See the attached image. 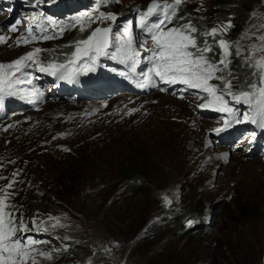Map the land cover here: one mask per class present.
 Instances as JSON below:
<instances>
[{
    "label": "rangeland",
    "instance_id": "obj_1",
    "mask_svg": "<svg viewBox=\"0 0 264 264\" xmlns=\"http://www.w3.org/2000/svg\"><path fill=\"white\" fill-rule=\"evenodd\" d=\"M216 1L187 0L182 7L188 11L190 8L195 11L201 9L197 14L203 16L206 29H210L222 23L220 12L215 6ZM150 3L151 0H108L107 3L99 4L98 0H89L86 7L88 12L79 17L87 13L95 15L99 9L103 13L115 14L116 21L104 24L85 22L84 32H80L76 25L74 32L69 36L73 35L76 41L89 35L97 26L110 25L113 28L115 44V37L122 36L125 30L131 29L141 53L137 60L146 70L148 53L145 49L151 46V42L147 40L145 48H139V44L146 39L138 31L134 17L145 11ZM262 15L264 2L250 14L245 32L253 25L264 23ZM177 21L178 19L174 20L173 24ZM252 30L259 34L258 27ZM24 33V29L18 28V31L8 34L0 25V35L10 37L7 43L0 44V63L14 61L35 48L44 47L45 51L39 56L42 61L51 58L60 61L64 57L61 53H70L73 50L62 45L65 34L42 46L22 43L17 46L15 40ZM252 42L245 40L242 43L247 45ZM212 55L209 53V56ZM232 61L238 65L243 64L235 57ZM235 71L239 79L234 81V86L238 91L251 76L250 71L243 67ZM141 73L144 75V71ZM211 83L219 84L215 80ZM49 89L50 86L46 91V100L38 109L26 112L18 118L0 120V142H7L17 149L15 154L11 155L10 152L7 156H0V176L11 178L13 172H19L14 178L18 182L11 190L16 193L11 202L20 208L29 226L34 216L43 221H47L49 216L60 218L64 227L55 229L78 239L79 249L91 251L99 238L107 239L108 244L114 247L113 251L108 252L112 254V264H118L117 261L125 264L128 253L121 258L124 240L115 242L112 235H104V230L100 228V219L94 214L95 210L110 208L109 214L121 215L122 222L127 227L139 226L147 216L150 217L149 223H153L158 229L163 226V209L168 212L167 207L171 206L183 210L187 221L195 222L191 228L198 222H204L207 230L200 235L204 243L201 249L196 247L190 250L184 239L178 241V246L173 247L175 253L171 254L170 264H264V219L260 222L252 220L245 224L239 218L238 212V208L254 203L264 214V182L252 179L253 175L264 172V154L249 156L244 149L232 151L217 143L218 140L215 144L211 134L219 123L213 124L203 133L206 141L212 143L215 149L235 152L237 156H219L220 163L216 167L217 178L214 185L203 187L188 175L168 177L163 174V171L169 168L166 161L174 149L168 145L166 150H162L158 138L140 129V122L144 118L164 112L175 102L186 107L185 113L192 115L189 111H193L192 117L200 122V128H205L206 124L214 121L209 118L201 119L199 113L194 111L197 105L203 102L201 99L178 100L153 91L140 96L124 95L125 101H120L115 95L109 100L97 102L77 99L57 101L54 100L57 96H49ZM132 109L136 111H131ZM58 127L69 128L59 132L55 129ZM65 148L69 151H64ZM241 151L243 153H240ZM145 155L153 159L155 164L145 167L144 183L147 185L144 192L143 185L137 192V188H130L118 175L124 165H146ZM233 174L235 178L232 177ZM7 182L0 180V186L6 185ZM190 199H194L193 203H190ZM157 231L151 236L158 235ZM173 232L169 229L170 234ZM28 234H33V238L41 242L38 245L41 250L52 254V260L39 258L41 264L90 262L88 257L83 259V254L72 252L65 246H58L38 231L33 230ZM91 234L97 236L93 238ZM192 234H195L192 236L194 242L196 232ZM168 237L169 234H166L164 239ZM90 243L93 246L89 247Z\"/></svg>",
    "mask_w": 264,
    "mask_h": 264
},
{
    "label": "snow or ice",
    "instance_id": "obj_2",
    "mask_svg": "<svg viewBox=\"0 0 264 264\" xmlns=\"http://www.w3.org/2000/svg\"><path fill=\"white\" fill-rule=\"evenodd\" d=\"M103 2L107 3L108 0ZM186 2L187 0H151L146 10L140 13L138 26L150 39L151 46L145 49L149 54L147 59L150 67L137 87L143 89L156 81L168 85L179 83L203 93L200 96L203 102L197 105L200 109L225 113V128L233 123L243 122L258 124L264 128V23L253 25L238 40L232 41L227 38L228 31L233 27L231 18L210 29L201 30L191 18L177 17L180 7ZM199 10L201 9H197ZM261 18L264 19V15ZM116 19L115 14L103 13L97 9L95 15L87 13L76 18L74 23L78 25L80 32H84L85 22L104 24L115 22ZM177 19L181 23L173 24ZM35 21L36 18H32L33 24ZM20 23L21 21H17L7 31H18ZM49 27L56 36L65 31V28L56 25L49 18L47 24L39 28L41 35H35L30 24L26 35L17 38L15 44L19 46L21 43L52 39L54 37L47 34ZM257 27L259 34L252 30ZM8 39L9 36L0 35V44L7 43ZM113 40V28L110 25L97 26L89 35L69 45L73 49L70 53H61L65 57L63 62L56 58L42 61L39 56L45 50L35 48L14 61L0 63V103L22 93L27 94L29 103H35L31 97L38 96V91L25 87L33 83L32 72L28 71L30 69L71 82L81 73L94 71L102 57L119 60L134 68L141 53L132 30L127 29L122 36L115 37V44ZM245 40L253 42L246 45L242 43ZM146 43L147 40L141 42L139 48H145ZM209 53L213 55L209 56ZM233 57L242 61L251 76L238 91L235 90L234 81L239 77L231 69ZM213 80L219 84L211 83ZM227 97L235 104L246 106L248 110L240 112L233 108ZM221 130L213 131L218 134ZM252 140H255V133ZM64 151L69 149L65 148ZM18 175L19 172H13L11 178L0 176V180L8 181L6 185L0 186V264H41L39 258L52 260V254L41 250L38 247L41 242L27 234L33 230L47 231L64 225L57 217L49 216L46 225L45 221L37 220L34 216L29 226L20 208L11 202L16 195L11 190L18 182L14 178ZM194 223L193 220H188L187 226L192 227Z\"/></svg>",
    "mask_w": 264,
    "mask_h": 264
},
{
    "label": "trees",
    "instance_id": "obj_3",
    "mask_svg": "<svg viewBox=\"0 0 264 264\" xmlns=\"http://www.w3.org/2000/svg\"><path fill=\"white\" fill-rule=\"evenodd\" d=\"M39 2H52L53 0H38ZM60 5H62L67 11L65 12L64 21L68 19L71 15V3L73 0H59ZM263 0H217L215 3L216 8L220 12L222 23L227 22L229 18H231V22L233 27L228 31L227 37L232 41L238 40L245 32V28L250 20V14L257 7L263 4ZM99 4H104L103 0L99 1ZM197 9V8H196ZM82 15V14H80ZM178 17H185L186 19L191 18L193 22L201 29L206 30V26L204 24L203 16L197 14L195 9L190 8L188 11L184 7H180L178 13ZM67 23H70L68 21ZM181 23V21H177L176 24ZM74 32V26L70 27L66 33L65 38L62 40V45L65 48L69 49V45L75 42V37L69 36ZM202 39V37H201ZM44 50V47H41ZM216 51V50H214ZM212 54V53H211ZM218 59V57H216ZM65 57H63L60 61L63 62ZM243 67L249 71V69L245 66L238 65L232 61L231 69L237 74V71ZM246 71V72H247ZM242 74V72H241ZM146 165L142 166L141 164H135L132 166H122L120 169L118 178L124 180L130 188H137V192L142 187L144 192V188L147 183H144L145 179V167L153 166L155 161L150 157L146 156ZM143 164V163H142ZM145 164V163H144ZM68 174L70 172L66 171ZM77 173V172H76ZM66 174V173H65ZM73 178V176H72ZM141 192V191H140ZM194 199H190V203H193ZM168 212L163 209L164 215L162 217L163 226L157 229L153 223L150 222V217L145 216L144 221L139 225L133 227L132 225L127 227L126 224L122 222L121 215L109 214L110 208L104 209L102 207L99 210H95V215L99 217L101 225L100 228L104 230V235L110 234L113 236V240L116 242L118 240H124L123 249L121 258L127 254V258L125 264H170L171 254L175 253L173 247L178 246L177 242L181 240H185L188 248L190 250L198 248H202L204 243L202 241V235L207 230V225L204 222H198L194 228L185 226L187 219L184 217V212L177 207H167ZM239 218L245 224L248 222L255 220L256 222H260L264 219V214L262 213L260 207L253 204H248L238 208ZM115 213V212H114ZM46 225H47V221ZM169 229L174 231L173 233H169ZM158 230V231H157ZM155 231L159 232L156 236H151L155 233ZM196 232V239L193 242L192 232ZM39 234L45 236L49 240H53L58 246H65L68 250L72 252H78L79 254H83L86 259H90L88 264H112V254H108V252L113 251L114 247L108 244L107 239L99 238L96 242V246L92 247L93 249L90 251H85L84 249H79L80 244H78V239L73 238L70 234H62L55 228H49L47 231L40 230ZM169 234L167 239H164V236ZM40 236V235H39ZM93 238L97 235L91 234ZM103 236V235H98ZM170 243H167V241ZM87 241H89L87 239ZM78 245V246H77ZM93 246L90 243L91 247ZM105 249H110V251H105ZM170 254V255H167ZM80 255V256H81ZM133 260V258H135ZM80 260V259H79ZM120 264V261H117ZM183 264H196L185 262Z\"/></svg>",
    "mask_w": 264,
    "mask_h": 264
},
{
    "label": "bare ground",
    "instance_id": "obj_4",
    "mask_svg": "<svg viewBox=\"0 0 264 264\" xmlns=\"http://www.w3.org/2000/svg\"><path fill=\"white\" fill-rule=\"evenodd\" d=\"M160 94L167 97H174L178 100H183L180 97L169 93ZM124 95L126 94H117V96L120 98V101L126 100L123 97ZM23 98L19 101L12 99L14 102V107H19ZM23 105L29 106L30 103L28 100H24ZM161 105L164 107L163 102H161ZM169 107L170 108L166 109L160 114L148 115L140 122V129H142L147 134H153L152 136H155L159 139L162 150H166L168 145H171L174 149L166 161L169 165V168L167 171H163V174L167 175L168 177L188 175L195 180L196 184H201L203 187L213 186L217 178L215 171L216 167L220 163L219 156L224 158L228 156L236 157L237 154L224 149H215L212 143H208L206 141L203 135L204 131L212 127L213 124H218L217 122H213L209 125L206 124L205 128H200V122L192 117V115L194 116V112L189 111L192 113V115L190 113H185L186 107H184L182 103L175 102L172 103V105H169ZM194 111H199V108L196 107ZM21 113L22 112H19L18 115L15 114V118L24 115ZM212 119L213 121L215 120V118ZM219 126L220 125H218V127ZM68 128L69 127H58L55 129L61 132ZM245 132L252 133V130H245ZM220 138L223 139L221 136ZM217 140L218 139H212L215 144ZM247 141V139L242 140L241 143L237 144V147H242ZM245 148H249V145H246ZM10 152H12L11 155L15 154L17 149L7 142H0V156H7ZM240 153H243V151ZM252 161L257 162V160ZM232 177L235 178L234 174ZM252 179H255L259 182H264V172L259 175H253Z\"/></svg>",
    "mask_w": 264,
    "mask_h": 264
},
{
    "label": "clouds",
    "instance_id": "obj_5",
    "mask_svg": "<svg viewBox=\"0 0 264 264\" xmlns=\"http://www.w3.org/2000/svg\"><path fill=\"white\" fill-rule=\"evenodd\" d=\"M30 235H33V234H30ZM34 236V235H33Z\"/></svg>",
    "mask_w": 264,
    "mask_h": 264
}]
</instances>
